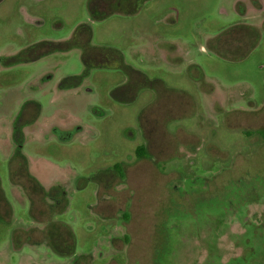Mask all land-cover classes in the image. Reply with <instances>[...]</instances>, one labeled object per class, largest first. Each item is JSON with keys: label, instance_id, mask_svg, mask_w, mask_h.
<instances>
[{"label": "rangeland", "instance_id": "rangeland-1", "mask_svg": "<svg viewBox=\"0 0 264 264\" xmlns=\"http://www.w3.org/2000/svg\"><path fill=\"white\" fill-rule=\"evenodd\" d=\"M236 1L153 0L138 15L92 22L87 0H49L52 18L47 19V27L56 20L64 24L61 32L52 26V38L70 36L80 23L90 24L93 45L118 48L128 64L151 80L184 88L197 109L169 119L174 139L163 144H170L172 155L159 162V174L133 168L131 193L113 194L117 209L126 200L133 207L132 222L126 226L131 241L115 242L124 239V233L122 227L101 217L97 177L116 163L129 162L135 153L141 143L140 108L149 92L140 93L126 106L119 105L111 93L124 74L105 70L92 71L76 91L57 92L62 76L83 72L76 51L62 60L20 66L0 75V181L12 204L10 218L0 220V264H75L77 260L59 256L46 245L23 243L17 248V231L41 226L32 220L27 197L11 185L9 177L11 121L18 103L29 98L43 106L41 124L58 122L71 128L77 123L87 129V135L72 142L47 135L25 148L35 161L36 172L47 178L61 175L69 185V205L54 218L72 228L75 256H86L78 264H219L246 253L230 235L239 228L226 225L225 232L220 228L224 220L238 214L233 205L256 201L254 187L263 186L264 193V136L255 133L264 129V0H260L261 9L244 18L235 10ZM239 23L260 29L253 50L240 59H226L210 50V39ZM155 32L180 43L186 60L183 66L168 67L159 55H151L150 45L140 44L142 38L156 36ZM188 62L195 66H187ZM47 72H54L55 77L43 85L39 79ZM208 103H216V109ZM102 111L105 117H100ZM247 131L253 135L248 139ZM183 137L192 143L179 144L178 138ZM47 162L74 172L60 174ZM77 178L83 186L79 191L74 184ZM246 218L264 221V200L250 206ZM219 232L224 235L219 237ZM262 254L259 264H264Z\"/></svg>", "mask_w": 264, "mask_h": 264}, {"label": "flooded vegetation", "instance_id": "flooded-vegetation-1", "mask_svg": "<svg viewBox=\"0 0 264 264\" xmlns=\"http://www.w3.org/2000/svg\"><path fill=\"white\" fill-rule=\"evenodd\" d=\"M151 1L153 0H87L86 12L92 22H102L113 16L131 17L138 15ZM261 6L260 0H237L235 10L240 17L244 18L248 16L250 11L255 12L257 9H261ZM51 18L49 0H0V75L20 66L44 63L51 59L62 60L68 53L76 51L79 52L83 72L79 75L62 76L56 83L57 92L76 91L83 86L85 80L94 70L123 72V81L111 93L112 100L119 105L126 106L131 101L136 100L140 93L149 92V98L144 100L140 108L141 143L137 146L135 153L131 155L129 162L116 163L114 166L103 170L97 177V196L100 198L103 207L101 208L103 209L101 217L113 222L115 226L122 227L124 239L117 238L114 239L115 242L129 243L131 235L126 231V226L132 222L133 207L130 205V201L126 200L117 209V204L113 201V194L131 193L130 175L133 168L140 166L142 169L146 168L155 174H159L157 168L159 162L172 155L170 144L166 146L163 144L164 140L170 142L174 139L167 125L169 119L175 118L178 112L182 114L186 111L189 114L196 113L197 106L184 88H171L164 80L158 78L151 80L147 73L128 64L124 54L118 48L93 45V31L90 24L80 23L74 28L70 36L52 38L53 24L49 23L48 27L46 24L47 19L50 21ZM63 27V22L58 20L53 26L55 32H61ZM244 27H249L251 30L244 31ZM253 30L260 32L258 27L251 24L233 25L218 37L210 39V50L223 58L225 57L218 54L216 50H231L235 53L253 50L259 42L258 39L257 43L254 44ZM155 33L156 36L142 38L140 44L150 45L151 55H159L168 67L179 68L181 65L183 66L186 60L183 57L180 43L166 40L163 38V34ZM190 64L195 66L191 62H188L187 66H191ZM54 77V72H47L39 81L45 85ZM189 80L193 81L191 78ZM40 88L42 87L36 89L40 91ZM175 97H178L180 101H176ZM208 105L213 107L217 104L210 105L208 103ZM42 108L40 101L33 98L19 102L16 107L17 112L10 125L12 153L9 156V177L11 185L18 188L27 197L32 220L41 225L28 231H17L15 234L17 248H20L23 243H28L30 245H46L52 250L49 242L51 240L66 241L67 229L72 230L68 224L54 218L55 215L63 214L69 205V185L65 179H61V175H53L47 178L36 172L35 161L29 157L25 148L30 141L46 139L47 135L62 142H72L76 138L87 135V129L77 123L71 128L58 122H52L49 125L41 124ZM202 113L207 116L205 111ZM105 116L106 112L102 111L100 117ZM260 132L264 136V129L257 130L255 133ZM244 133L247 134V139L253 136L250 135L249 131ZM178 139L179 144L182 145L192 143L190 139L187 140L184 137ZM131 160L133 163H130ZM47 164L60 174L66 175L68 172H74L71 167L62 169L49 162ZM162 176L160 174V178ZM74 184L77 191L83 189L79 178L75 179ZM262 187H254L256 201L250 200L241 206H238L239 203L233 205L231 208L236 207L235 210H238V214L235 216L236 213L230 212L233 215L228 218L230 221L224 220L223 226L220 228L223 232H225L223 229L226 225L239 228L237 233L232 230L230 235L234 238L232 241H238L240 248L246 250V253L235 259L224 262L217 261L219 264H259L257 260L263 257L264 221H253L246 218L248 208L253 205L258 206L264 200V195H262L264 193H261ZM225 209H222L224 213ZM219 210L221 211V209ZM11 214L12 204L7 199L0 181V220H8ZM35 231L36 234H33ZM223 235L218 233L219 237ZM20 238H22V242H19ZM260 242L261 245L259 246L258 243ZM75 251L76 239L74 250L57 255L76 258L77 260L74 262L78 264L86 256L77 257Z\"/></svg>", "mask_w": 264, "mask_h": 264}, {"label": "trees", "instance_id": "trees-1", "mask_svg": "<svg viewBox=\"0 0 264 264\" xmlns=\"http://www.w3.org/2000/svg\"><path fill=\"white\" fill-rule=\"evenodd\" d=\"M238 29H241L240 27H238ZM244 31L246 30H251V28L249 27H244L243 28ZM234 31V30H233ZM254 33V44L257 43L258 39L261 37V33L258 32V30H253ZM251 50H244V51H240L239 53H235L232 52L231 50H216V52H218V54H220L221 56H224L225 58H231V59H240V58H244ZM67 233H68V237L66 239V241H57V240H51L49 242L50 247L52 248V250L56 253V254H65V253H69L71 250H74L75 248V237H74V233L73 231L68 228L67 229ZM162 264V263H161Z\"/></svg>", "mask_w": 264, "mask_h": 264}]
</instances>
